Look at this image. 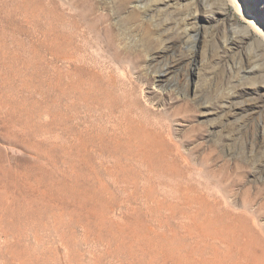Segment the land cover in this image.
I'll return each mask as SVG.
<instances>
[{"label":"rangeland","instance_id":"1","mask_svg":"<svg viewBox=\"0 0 264 264\" xmlns=\"http://www.w3.org/2000/svg\"><path fill=\"white\" fill-rule=\"evenodd\" d=\"M245 17L264 0H0V264H264Z\"/></svg>","mask_w":264,"mask_h":264},{"label":"bare ground","instance_id":"2","mask_svg":"<svg viewBox=\"0 0 264 264\" xmlns=\"http://www.w3.org/2000/svg\"><path fill=\"white\" fill-rule=\"evenodd\" d=\"M245 19L250 23V25L264 38V30L256 23L255 20L251 19V17H245ZM255 31V32H256ZM264 40V39H263Z\"/></svg>","mask_w":264,"mask_h":264}]
</instances>
